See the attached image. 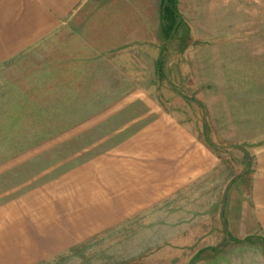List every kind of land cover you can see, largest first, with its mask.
<instances>
[{
	"label": "rangeland",
	"instance_id": "374dc122",
	"mask_svg": "<svg viewBox=\"0 0 264 264\" xmlns=\"http://www.w3.org/2000/svg\"><path fill=\"white\" fill-rule=\"evenodd\" d=\"M116 1L94 0L87 39L74 30L40 60L0 65V206L84 168L164 112L220 168L38 264H264L249 188L264 143V0H179L183 23L170 40L158 14L135 22L136 0ZM69 53L79 63L59 77ZM101 89L109 102L77 100Z\"/></svg>",
	"mask_w": 264,
	"mask_h": 264
},
{
	"label": "crops",
	"instance_id": "0c3cea01",
	"mask_svg": "<svg viewBox=\"0 0 264 264\" xmlns=\"http://www.w3.org/2000/svg\"><path fill=\"white\" fill-rule=\"evenodd\" d=\"M110 1L113 4L114 0ZM126 1L116 3L124 6ZM159 1L158 5L157 0L133 2L137 15L134 20L145 22L158 14L163 35ZM93 3L0 0V65L14 62L17 66L37 55L40 60L44 56L41 51L52 42L54 49L59 46L61 50L66 36L74 30L77 34L84 32L77 35L80 40L87 39L86 23ZM68 55L57 63L59 77L68 62L79 63ZM74 68L71 66V71ZM99 94L100 98L77 100L110 101L104 98L103 89ZM254 158L249 188L254 216L264 232V143ZM220 162L214 150L185 125L167 113H159L84 168L39 186L16 202L1 205L0 264H38L51 259L157 204L175 190L204 180L220 168ZM228 188L229 183L225 192Z\"/></svg>",
	"mask_w": 264,
	"mask_h": 264
},
{
	"label": "trees",
	"instance_id": "16d2710c",
	"mask_svg": "<svg viewBox=\"0 0 264 264\" xmlns=\"http://www.w3.org/2000/svg\"><path fill=\"white\" fill-rule=\"evenodd\" d=\"M160 10L163 36L166 40H170L183 23L179 10V0H161Z\"/></svg>",
	"mask_w": 264,
	"mask_h": 264
}]
</instances>
